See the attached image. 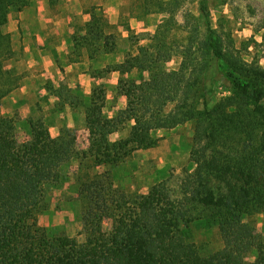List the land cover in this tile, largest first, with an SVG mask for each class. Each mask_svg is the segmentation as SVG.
<instances>
[{
    "label": "trees",
    "instance_id": "trees-1",
    "mask_svg": "<svg viewBox=\"0 0 264 264\" xmlns=\"http://www.w3.org/2000/svg\"><path fill=\"white\" fill-rule=\"evenodd\" d=\"M64 1L48 0L51 8ZM30 3L31 0H0V102L16 89V81L7 69L14 54L12 37L4 28L12 13L23 12ZM200 12L208 28L204 44L207 60L196 84L200 83L206 93L224 80L234 95L233 101L264 113V70L235 68L212 28L207 0L202 1ZM106 26L103 16L94 12L84 26L85 34L73 37L75 51L85 48L91 58L101 52L114 53L115 36L106 33ZM149 68L135 57L105 72L127 75L135 69ZM185 78L174 72L154 75L140 84L121 79L118 92L128 105L113 119L103 117L106 94L97 88L86 112L89 147L85 151L77 149V138L71 130H62L58 138H53L44 120L28 119L30 139L21 142L16 120L0 116V264H264V242L245 222L253 202L264 210V183L255 192L259 183L255 176H219L227 185V194L220 198L200 176L204 196L199 201L215 209L213 218L224 242L222 250L204 256L181 235L183 209L166 185H157L146 195L130 196L115 187L111 172L93 177L85 173V169L117 167L137 151L154 149L160 143L155 132L173 130L195 119L196 104L190 102L193 89ZM57 96L60 98L59 93ZM75 100L69 97L65 102L74 105L78 102ZM175 102L176 111L164 115L167 105ZM128 123H133L129 136L111 142L110 136ZM71 160L80 161L77 180L86 245L68 236L52 235L38 224L39 216L48 209L46 186L60 181L63 165ZM87 160H91L89 167L84 165ZM201 166L207 168V163ZM201 195L198 189L191 197ZM106 220L113 223L109 234L103 230ZM254 251L257 258L247 262L246 256Z\"/></svg>",
    "mask_w": 264,
    "mask_h": 264
},
{
    "label": "rangeland",
    "instance_id": "rangeland-1",
    "mask_svg": "<svg viewBox=\"0 0 264 264\" xmlns=\"http://www.w3.org/2000/svg\"><path fill=\"white\" fill-rule=\"evenodd\" d=\"M105 1L89 0L87 9L103 16L106 33L115 36L119 59L137 57L142 65L150 67L147 71L133 70V76L128 79L140 84L154 75L164 76L175 72L186 76V84H191L193 89L190 102H195L197 116L176 129L155 132L160 139L156 148L137 151L117 167L85 169V173L93 177L111 172L115 187L130 196L146 195L155 186L166 185L183 209L181 235L184 239L196 245L204 256L218 252L224 248V242L213 218L215 209L199 201L204 196V189L199 186L200 176L208 182L217 198L227 194V185L218 178L224 174L231 178L234 173L255 176L259 183L254 191L258 192L259 184L264 183V113L253 106L244 108L233 101L234 95L224 80L206 93L202 92L200 83L196 84L200 68L207 60L204 44L208 28L200 12L203 0H114L115 4L123 3L119 24L115 26L106 17ZM62 3L55 8L49 7L61 14L58 10ZM207 3L212 28L222 42L227 59L237 69L264 70V0H207ZM134 17L138 21L134 22L133 30L131 19ZM76 29L77 34L82 36L84 24L79 23ZM11 37L13 45V35ZM13 51L7 69L14 78L12 80L16 81V84L13 83L15 91L23 80L22 76L28 72L25 71L24 51L20 49L15 52L14 48ZM105 71L99 75H106ZM98 88L104 90L107 97L108 89L105 86ZM55 92L57 95L59 93L61 104L74 97L64 85ZM75 98V102L80 99ZM80 102L83 100L80 99ZM177 106V102L168 104L164 115L176 111ZM20 107H12L11 103L1 101L0 116L16 120L17 138L24 142L30 139L27 120H44V116L38 107V111L24 118L25 112L22 115ZM85 126L86 122L79 129L71 130L77 138L79 151L89 147V134ZM128 129L130 134L131 127ZM206 163L207 168H202L201 165ZM84 165L91 166V160ZM79 173L80 161L71 160L63 165L60 181L46 186L48 209L39 216L38 224L52 235L68 236L86 245L83 204L79 199L77 180ZM198 189L202 195L193 199L191 194ZM245 222L255 229L264 242V210L258 208L255 202L248 208ZM112 228V221L106 220L104 232L109 234ZM257 255V251L248 254L246 261L253 262Z\"/></svg>",
    "mask_w": 264,
    "mask_h": 264
},
{
    "label": "crops",
    "instance_id": "crops-1",
    "mask_svg": "<svg viewBox=\"0 0 264 264\" xmlns=\"http://www.w3.org/2000/svg\"><path fill=\"white\" fill-rule=\"evenodd\" d=\"M88 1L65 0L59 7V14L49 7L48 0H31L25 11L11 15L6 27L7 33L13 35L15 52L20 49L24 51L25 71L28 74L22 76L18 89L3 101L11 103L12 107L20 105L19 112L22 115L25 112L24 118L38 111L39 107L53 138H58L62 130H77L83 126L87 109L91 106L92 96L98 87L105 86L108 89L103 107L104 118H115L128 105L127 99L119 94L118 87L119 81L133 76V72L127 75L119 72L99 75L108 67L125 62V59H119V52H101L91 58L85 48L75 51L73 37L77 34L76 26L79 23L85 26L91 21L93 14L87 9ZM103 6L111 25H118L123 3L115 4L114 0H106ZM137 19H131L133 30ZM83 33L85 34L84 31ZM62 85L83 102L79 99L74 105L66 102L61 104L60 98L53 92ZM132 126L131 123L127 125L128 128ZM84 128L88 131L87 126ZM128 128L124 127L112 134L110 141L115 143L126 139L129 136Z\"/></svg>",
    "mask_w": 264,
    "mask_h": 264
}]
</instances>
